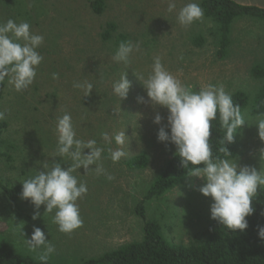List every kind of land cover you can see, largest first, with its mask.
Returning a JSON list of instances; mask_svg holds the SVG:
<instances>
[{"label":"rangeland","instance_id":"obj_1","mask_svg":"<svg viewBox=\"0 0 264 264\" xmlns=\"http://www.w3.org/2000/svg\"><path fill=\"white\" fill-rule=\"evenodd\" d=\"M93 0H0V23L13 19L27 21L31 31L43 35L44 42L37 51L44 57L37 67V76L28 89L17 92L5 79L0 110L7 109V125L0 143V174L7 186L22 185L24 179L43 170L42 162L71 164L69 157L54 155L57 137L56 119L70 113L82 140L95 139L105 149L102 163L107 173L115 177L109 181L94 171L75 175L87 183L88 193L77 203L83 220L82 227L62 233L53 223L52 213L32 219L34 206L20 199L11 200L0 187V241L9 242L24 253L38 258L25 239L31 238L33 226L41 228L56 252L49 259L55 263H79L84 259L115 249L125 243L140 240L145 219L160 221L171 240L188 244L203 232L209 218L210 197L203 196L198 187L203 181L188 176L166 193L152 199L145 195L154 178L176 151L171 143L159 142V125L153 123L157 112L167 123V109L137 103V96L147 98L146 90L134 75L145 77L151 71L153 57L162 62L193 91L205 84L223 85L225 91H246L251 98L264 86L263 76L253 70L264 69V21L249 16L237 17L231 24L229 51L218 57L219 36L216 24L205 15L188 27L176 19L179 8L190 0H176L177 10L167 12L166 0H103L104 8L96 12ZM202 0H196L201 5ZM114 24V28H109ZM109 31L110 38L103 35ZM203 44H196L197 37ZM139 42L141 51L134 53L131 64L125 66L112 60L121 41ZM129 67V68H128ZM127 71L131 88L126 99L120 101L121 114H113L119 99L112 84ZM134 71V72H133ZM53 73L59 79L52 78ZM89 81L94 89L85 97L83 90L74 88L77 82ZM250 108V107H249ZM247 108L242 131V148L233 160L239 166L264 168V141L258 135L255 113ZM125 133L127 155L118 163L110 159L109 147L101 134L110 137L118 131ZM170 131V129H166ZM87 152V149L85 150ZM146 152L150 162L146 168L134 170L127 160ZM41 162V163H40ZM95 167V166H93ZM259 189V188H258ZM42 251V249L40 250Z\"/></svg>","mask_w":264,"mask_h":264},{"label":"clouds","instance_id":"obj_2","mask_svg":"<svg viewBox=\"0 0 264 264\" xmlns=\"http://www.w3.org/2000/svg\"><path fill=\"white\" fill-rule=\"evenodd\" d=\"M166 2L167 12H176V0ZM203 16L204 11L196 0H190L176 13L177 22L184 27L202 20ZM43 42V35L32 32L27 21L17 23L8 19L7 22L0 23V84L7 78V83L15 91L28 89L37 76V67L44 59L37 51ZM140 51L139 42L121 41L112 60L127 67L131 64L133 54ZM134 75L147 95V98L137 96V103L167 109L166 124L162 123L164 117L159 112L153 118V123L160 126L157 139L159 142L174 144L176 155L180 158L182 167L188 170V175L203 181L198 191L212 200L210 218L231 231L246 230L249 226L247 217L255 212L252 202L257 197V190L264 189V168L258 171L252 166L241 167L237 164V159L228 158L232 153L225 146V142H234L238 130L247 122L241 105L234 102L223 85L209 83L198 91H193L169 71L159 55L153 57L151 71L146 77L135 72ZM52 78L59 79V74L53 73ZM73 87L83 90L85 97L90 96L94 89L93 83L87 80L74 83ZM130 88L131 81L127 78V71L112 84L113 94L119 99V106L113 109V114L117 117L121 114L120 101L127 98ZM6 116L7 109L0 110V120H5ZM217 118L224 130L223 147L219 149L224 158L214 156L210 144L212 122ZM255 125L258 127L260 139L264 141V115L256 117ZM54 132L57 137L54 155L69 157L71 164L63 167L55 161L51 164L47 160L42 162L43 170L36 171L35 175L21 182V198L34 206L33 220L40 217L39 209L43 205L44 213L55 210L52 220L58 225V230L71 233L83 225L77 201L88 193L87 183L79 180L74 173L83 168L84 174L94 171L97 176L104 175L109 181L115 177L107 173L103 166L102 154L105 149L98 146L95 139L85 141L77 138L70 113L66 112L57 117ZM101 136L107 144L114 140L118 146L107 149L113 163H118L127 155L124 149L127 137L123 130L115 132L111 137L108 132H103ZM260 151L261 157L264 156V149ZM257 227L258 236L264 241V226ZM22 229L20 232L28 248L38 251L41 264H48L56 252L55 245L35 225L29 239H25Z\"/></svg>","mask_w":264,"mask_h":264},{"label":"trees","instance_id":"obj_3","mask_svg":"<svg viewBox=\"0 0 264 264\" xmlns=\"http://www.w3.org/2000/svg\"><path fill=\"white\" fill-rule=\"evenodd\" d=\"M11 2L12 0H4ZM204 15L210 18L217 26L216 34L219 36L218 57L225 58L229 51L231 24L237 17L249 16L264 21V8L252 5H244L235 0H202ZM92 8L101 12L104 8L103 0H93ZM110 24L109 28H114ZM110 38L109 31L103 35ZM196 44H203L204 38H196ZM253 73L263 76L264 69L256 68ZM5 83L0 84V99L4 95ZM233 100L241 105L245 114L247 108L251 113L264 115V86L261 87L253 98L246 91L238 90L232 94ZM210 144L214 156L223 157L219 149L223 147L222 138L224 130L220 127L219 119L213 121ZM6 123L0 121V143ZM244 125L238 130L234 142L225 146L232 153L230 159L236 157L242 148V131ZM177 151V149H176ZM176 151L166 162L160 173L154 178L145 195L146 199H152L171 190L174 186L184 181L189 175L183 168ZM150 162V156L141 152L127 160L129 168L139 170L146 168ZM0 187L15 203L22 199V185L7 186L0 174ZM24 200V199H22ZM26 203H30L24 200ZM212 203V202H211ZM255 212L247 217L248 228L244 231H231L209 218L201 233L188 244L177 243L167 237L159 220L148 219L144 208L139 207L141 216L145 219L143 236L140 240L125 243L119 247L105 251L98 256L84 259L79 263L70 264H264V241L258 236V225L264 226V189L257 190V197L253 200ZM0 264H41L38 258L17 249L9 242L0 241ZM48 264H63L48 261Z\"/></svg>","mask_w":264,"mask_h":264},{"label":"crops","instance_id":"obj_4","mask_svg":"<svg viewBox=\"0 0 264 264\" xmlns=\"http://www.w3.org/2000/svg\"><path fill=\"white\" fill-rule=\"evenodd\" d=\"M236 2L244 5H252L264 8V0H235Z\"/></svg>","mask_w":264,"mask_h":264}]
</instances>
